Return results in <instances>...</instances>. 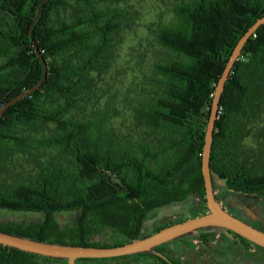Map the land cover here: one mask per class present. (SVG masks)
I'll return each mask as SVG.
<instances>
[{"label":"trees","instance_id":"trees-1","mask_svg":"<svg viewBox=\"0 0 264 264\" xmlns=\"http://www.w3.org/2000/svg\"><path fill=\"white\" fill-rule=\"evenodd\" d=\"M123 1L0 0V109L6 106L0 168L15 154L32 156L37 167L0 188V207L43 213L40 223L0 225L1 231L107 247L207 211L200 162L214 89L238 39L264 16V0H186L175 5L169 23L158 25L155 41L172 56L154 62L151 98L135 106L138 126L163 132L166 144L158 150L148 143L131 150L116 140L106 129L108 104L87 113L96 76L113 58L116 34L132 20L119 6ZM263 92L264 24L243 45L219 101L209 166L226 192L264 194V167H246L249 160L239 156L247 119ZM262 155L264 146L252 164H264ZM190 195L199 197L198 208L152 229V212L180 206ZM63 211L78 212L72 225L55 221ZM106 228L114 233L112 243L91 240ZM38 259L67 264L0 244V264Z\"/></svg>","mask_w":264,"mask_h":264},{"label":"rangeland","instance_id":"rangeland-1","mask_svg":"<svg viewBox=\"0 0 264 264\" xmlns=\"http://www.w3.org/2000/svg\"><path fill=\"white\" fill-rule=\"evenodd\" d=\"M186 0H126L119 4L128 11L132 20L128 26L116 34L114 55L108 68L96 76L94 95H92L87 113L93 109H103L106 105L110 108V119L106 124L107 131L114 134L116 140L131 150L138 149L141 143L153 145L158 150L166 144L162 131H150L143 126H138L135 106L148 102L151 98L150 91L157 81L153 72L154 62L163 61L169 55L165 48L155 41L154 31L160 23H169L174 17V7L179 2ZM111 4V3H104ZM103 4V5H104ZM254 105L252 113L247 119L245 135L240 140V160H249V164H242L250 168H261L264 164H252L254 157L258 156L264 146V92ZM160 145V146H159ZM47 154H50L46 151ZM263 159L264 160V155ZM49 156L40 154L42 161ZM251 158V159H249ZM251 161V162H250ZM256 163V161H255ZM32 156L15 154L5 161L0 168V188L11 182L14 177H20L35 170ZM199 197L190 195L186 203L180 206H168L159 211L152 212L154 217L151 226L161 225L183 215L185 212L198 208ZM183 213V214H184ZM78 217L76 211H63L54 214L55 221L61 226L72 225ZM43 219L42 212L18 210L0 207V225L28 226L40 223ZM151 229V228H150ZM114 233L110 228L99 231L92 237V241L112 243ZM151 264L149 256L130 255L122 259H98V261H84L82 264ZM145 259V258H144ZM40 264H66L57 261L38 259Z\"/></svg>","mask_w":264,"mask_h":264},{"label":"water","instance_id":"water-1","mask_svg":"<svg viewBox=\"0 0 264 264\" xmlns=\"http://www.w3.org/2000/svg\"><path fill=\"white\" fill-rule=\"evenodd\" d=\"M262 24H264V16L258 18L238 39L225 63V66L214 89L205 128L200 162L207 212L162 227L143 238L134 239L124 244L115 246H83L44 242L7 233L1 230L0 244L45 257L65 259L67 264H76L75 261L78 258H110L151 252L154 251L156 246L186 233H190L204 227H221L230 230L249 240L250 242L264 248V231L259 230L230 214L218 203L213 191L211 169L209 166L215 122L217 119L219 101L224 90L225 82L228 79L230 71L236 59L238 58L243 45L248 40L250 35ZM43 66L45 70L46 64L43 63ZM28 92L29 90L14 98L9 102V104ZM5 107L6 106L0 109V114ZM220 182L222 183V180H220Z\"/></svg>","mask_w":264,"mask_h":264},{"label":"flooded vegetation","instance_id":"flooded-vegetation-1","mask_svg":"<svg viewBox=\"0 0 264 264\" xmlns=\"http://www.w3.org/2000/svg\"><path fill=\"white\" fill-rule=\"evenodd\" d=\"M220 180L212 179V182L221 207L264 231V194L229 193L226 183ZM150 253L151 264H264L263 247L221 227H204L186 233L156 246ZM3 254L6 258L13 256L7 251ZM144 258L143 264L147 257Z\"/></svg>","mask_w":264,"mask_h":264}]
</instances>
